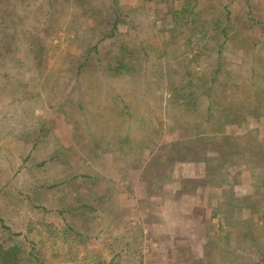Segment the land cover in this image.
<instances>
[{"label":"rangeland","instance_id":"374dc122","mask_svg":"<svg viewBox=\"0 0 264 264\" xmlns=\"http://www.w3.org/2000/svg\"><path fill=\"white\" fill-rule=\"evenodd\" d=\"M85 1L16 2L15 12L21 20L20 23L18 21V29L25 33L16 37L10 55L12 59H0V167L6 179L10 178L9 186L21 196L6 202L0 194L1 215L10 231L15 233L7 236V262L21 264L22 252L18 241L20 235H27L35 241L36 253L43 254L48 264H78L76 261L81 257L87 254L93 257L95 253H100L108 261L118 250L121 251L120 264H197L204 258V253L215 250L214 239L200 235L206 237L202 244L190 237L189 241L177 240L180 237L173 234L165 237L161 232L164 228L157 224L164 225L161 218L169 220L170 209L177 215L172 222L176 229L184 225L183 214L195 218L193 224L185 222L188 233L192 227V232L196 231L197 220L206 222L205 226L214 231L225 225V216L216 217L213 204L215 199H223L219 193L227 186L214 175L219 174L214 169L219 168L223 176L238 174L239 184L234 183L232 189L239 193H248L250 185L255 184V188L264 189V0L255 2L253 15L257 18L254 21L256 25L249 31L251 35H257L256 41L263 42V45L257 42L252 47L242 48L236 38L234 45L224 44L220 53L230 63L224 64L223 68L228 65V69L233 71L231 77L240 83L234 95H220L216 100L222 118L231 110L240 120L238 125H225L223 131L232 135L226 138V143L232 147L246 139L255 146V150L246 155V160L237 158L236 161V155H227V147L204 149L205 155L201 154V158L185 154L180 158L151 160L153 153L163 151L165 154L164 151L174 146V151L180 152L182 146L192 144L194 140L180 141L176 145V138L170 134L174 120L170 114H190L189 107L187 110L178 108V103H182L181 97L172 95L166 85L168 65L171 66L174 58L164 64L162 77L166 80H159L151 74L150 80L156 81L150 86L148 78H139V73L132 72L133 69L116 75L91 65L83 73L84 78L81 75L75 85L71 63L77 62L70 60H79L87 51L88 43L93 45L99 37L97 16L88 13ZM88 1L96 8L104 9L107 3L105 0ZM117 1L125 8L137 3V0ZM142 3V8L130 11L129 16L122 18L118 39L132 37L143 43L162 44L169 34L159 31L161 22L154 19L153 6H160L163 1L143 0ZM231 3L232 9L241 5L238 0ZM174 6H179L178 1ZM28 31H36L44 42L41 64L33 60L34 54L29 49L32 44H27ZM115 45L108 49L115 52ZM100 47L104 52L108 50L103 44ZM214 53L211 60L216 59ZM102 60L105 61L103 54ZM252 66L256 68V75L251 71ZM223 68L219 81H223ZM195 69L200 71L198 67ZM80 102L82 108L76 105ZM243 105L250 112H241ZM242 113L245 115L243 118ZM221 123L208 124L207 127L216 130ZM28 133H35L37 140H41L38 146L31 147L32 139L27 140L26 137ZM28 154L29 157L24 158ZM33 159L48 161L42 168H25V165H33ZM205 160L210 162L209 167L214 168L210 174H207L209 167ZM71 174H75L80 191L87 194L83 201L95 206L93 211L85 210V217L89 220L88 232L93 236L83 233L82 242L63 238L67 219L73 221L74 218H68L66 212L67 216H60L52 208L58 205L55 203L56 195L64 193V200L68 197L66 186L51 189L48 202L42 201L43 208L40 209L27 205L24 195L28 183H58ZM188 174L201 175V178L188 177L183 182L185 188L180 185V179ZM258 180L263 183L259 185ZM168 188L175 192L167 194ZM191 198L196 202H190ZM189 203L193 206L205 204L207 209L202 211ZM159 205H164V212ZM72 207L73 213L81 210L74 205ZM120 208L121 211L115 212ZM209 209L214 213L211 219ZM190 211L196 212L188 213ZM228 213L238 218L247 215L246 210L235 208ZM120 214L119 221L117 216ZM79 216L82 217L83 213L76 214L75 218ZM75 223L79 224V221L75 220ZM179 231L185 234V227ZM139 235L140 244L137 242ZM193 240L195 242L191 245ZM211 253L217 255L215 251Z\"/></svg>","mask_w":264,"mask_h":264},{"label":"trees","instance_id":"16d2710c","mask_svg":"<svg viewBox=\"0 0 264 264\" xmlns=\"http://www.w3.org/2000/svg\"><path fill=\"white\" fill-rule=\"evenodd\" d=\"M18 1L19 0H0V59H12L10 55L12 53V46L14 47V43L17 41L16 37H19L21 33H25L23 29H18V21L19 23L21 21L15 12L17 7L16 2ZM48 1L51 2V0ZM105 1H107V3H105V9L102 7L96 8L94 3H90L88 0L84 2L85 5L86 2L88 4V8L86 9L88 13L97 16L96 20L98 23L97 27L99 28V37L93 45L88 43L87 51L80 56L79 60H70V62H77V64L71 63L73 66L72 72L75 75V85L77 86L79 78H81V75H84L83 73H86L87 67L91 65L94 68L100 67L116 75H119L121 72L126 73L130 69H133L132 72L139 73V78L147 77L150 86L152 82L156 81L150 80L153 76L159 80H166L162 77L164 72L163 68H165L164 64H166L167 60L169 61V59L174 58L171 66L168 65V82L166 85H168L172 95L181 97L182 103H178V108L181 109L180 107H183L187 110V107H189L190 114H188L189 116L182 112L178 115L170 114L174 119L170 134L176 138V145L179 144L180 141H187L189 139H194V144L182 146L183 148H181L180 152L179 150L174 151L176 149V146H174L172 149L164 151L165 154H162L163 151H159L155 154L153 153L150 157L151 160L176 156L180 158L185 154H193V156L201 158V154L205 155L204 149L211 147L216 149L217 147H227L228 149H225L227 155L230 153L233 156L236 155L234 161H236L237 158L246 160V155L249 151L255 150V146L248 143L246 139H243L232 147L229 143H226V138L232 135L227 131H223L225 125L227 126L232 123L238 125L240 120L237 116L232 114L231 110L228 111L225 118H222L223 116H220L222 114L218 112L219 108L216 105V100L220 98V95H234L235 90L240 87V83H236L231 77L233 76V71L228 69V65L226 68H223L224 64H230L224 56L220 55L224 44L227 45L229 42V44L232 43V45H234L236 38L238 39V45L242 48L246 46L252 47L257 42H260L256 41V38H258L257 35H251L249 33L256 25L254 21L257 18L253 15L256 0H238L241 5L234 9L230 7V4H232L231 1L233 2L235 0H159V2L163 1V3H161L162 5L160 4L161 8L159 5L153 6L154 19L160 20L161 27L159 31H167L169 37L164 38L162 44L158 45H155L151 41L143 43L132 37L128 39L126 37L118 39L117 33L119 31V24L123 22L122 18L129 16L130 11H136L142 8L143 0H137L136 5L129 8L118 5L117 0ZM144 1L147 2V0ZM175 1H178V7L174 6ZM260 24L262 25V21ZM92 30H94V27ZM35 32L30 33L28 31L29 37L27 38L29 41L26 37L25 41H28L27 44H30V42L32 44L29 49L31 48V52L34 54V62L41 64L42 53L45 51V47L43 46L44 42L39 39ZM106 41L107 43H104ZM260 43L263 45V42ZM101 44H103V46L105 45L107 49L114 44H117V46L115 45V52L109 49L104 52L100 47ZM101 50H103V52ZM213 52H215L216 59L211 60L210 56H212ZM102 54L105 56V61L102 60ZM74 64H76V68ZM196 67H198L200 71H196ZM222 68L224 71L222 74L223 81H219ZM251 71H253V75H256L255 66L251 67ZM249 78L252 79L251 76H249ZM242 82L246 84L244 80H242ZM76 105L78 108L83 107L81 102ZM245 110L250 112L248 107L245 108L243 105L241 112ZM244 116L245 115L242 113L241 117L243 118ZM217 122L222 123L218 125L216 130L207 127L208 124L214 125ZM188 123L191 124L189 125ZM191 125H193V127L189 128ZM202 127L206 129H202ZM41 128H43V126ZM249 136L253 139L252 135ZM18 137L20 139V133ZM26 137L27 140L32 139L31 147H36L41 142V140H37L35 133L31 135L28 133ZM142 143L144 145V142ZM257 151L258 149L256 152ZM262 154L259 156H262ZM55 156L57 157L58 155ZM28 157L29 154L24 158ZM47 161L48 160L44 159L41 161L33 159V165L30 166L29 164L25 165L26 162L23 160L22 164L25 165V168L33 170L34 167L42 168ZM205 162L207 164L206 166L209 167L210 162L208 163L207 160H205ZM216 166L219 167L218 163H216ZM212 169L214 168L209 167L207 174H210ZM214 170H218L219 172V174H214L215 176L217 175L218 180H222L225 186H227L222 188L219 193L223 195V199H215L213 204L214 213H219L223 217L225 216L227 220L229 219L228 222L231 225H233L232 222L234 221V227L232 228L235 232L236 227L237 234H235L234 237L230 236L233 233L231 227H227L224 230H222V227L218 228L217 233L216 229L214 231L211 227H206L207 229L205 230H208V237L214 239L213 245L215 246V250L211 252L215 251L217 255L214 256L211 252L204 253V258L202 257L203 259L199 260L197 264H264V240L261 233L262 231L256 235L255 230L251 229L249 226L250 220L248 218L235 221L236 219L231 218L232 213H228L235 206L241 209H248L249 206L257 208L258 204L264 203V200L261 197L257 199L248 195H232L234 193L232 189L234 186L233 184H239L237 182L238 178L236 177L238 174L231 176L228 173L227 175L225 174L226 176H223L219 168ZM3 175H5L4 171L0 167V194H3L2 198L4 201L10 202V198H20L21 196L17 193L18 191H15L9 186L10 178L6 179V175ZM185 180V178H181L180 182L182 184L180 183V185L186 188L185 183H183ZM261 183L263 182L258 180V184L261 185ZM62 185L66 186L68 189L67 194L69 198L67 197L64 200V193L56 195L55 203L58 205L52 208L60 213V216H67L65 214L66 212L68 218L72 217L79 221V224H76L74 219L73 221L67 219L69 221L65 224L62 236L67 241L77 240L82 242L81 238L83 233L88 235V237L93 236L88 232L89 220L85 217V210L89 209L93 211L95 210V206L83 201L87 194L80 191V184L75 174L66 175L62 178V181L58 183L54 182L46 185L41 183V181L28 183L26 186L27 193L25 192L24 194L26 196V204L39 209L43 208L42 201L48 202L49 200L48 192H51V189L62 188ZM254 186H256V184ZM259 189L260 188H256L257 192ZM114 204L117 206V202ZM72 205L81 210L73 213L72 208L74 207H72ZM121 208L115 209V212L121 211ZM211 210L209 212L210 219L213 216L212 214H214L211 213ZM80 212L83 213V216H79V218L76 219L75 215ZM117 217L120 221L121 214ZM117 225H119L118 221ZM13 234L15 233H12L10 228L5 224L0 210V264H8L7 236ZM20 236L18 243L22 252L21 264H48L43 254L36 253L35 241L29 239L27 235ZM137 242L139 244L141 243L140 235L139 241ZM209 245L211 246L212 244L210 243ZM182 249H186V247H182ZM120 253V250L115 251L112 258L108 261H106L100 253H95L93 257L87 254L77 260L76 263L120 264Z\"/></svg>","mask_w":264,"mask_h":264},{"label":"crops","instance_id":"0c3cea01","mask_svg":"<svg viewBox=\"0 0 264 264\" xmlns=\"http://www.w3.org/2000/svg\"><path fill=\"white\" fill-rule=\"evenodd\" d=\"M182 176V175H181ZM189 177V179L190 178H196V179H200L201 178V175H193V174H188L187 176H184L183 178H185V179H187ZM248 179L250 178V177H247ZM250 184H253L252 182H250ZM249 190L250 191H248V193H246V194H243V193H239L238 192V190H235V188L233 189V194L232 195H234V196H244V195H248V196H253V198L255 197V198H257V199H259V197H261L263 200H264V197H262V196H264V189H259V191L257 192V190H256V188H255V186L254 185H250V187H249ZM167 191V194H169V193H173V192H175V191H173V189H167L166 190ZM170 195V194H169ZM125 196V195H124ZM162 199V198H161ZM159 200V199H158ZM189 201L190 202H196V199H194V198H191V199H189ZM174 203H175V201H174ZM189 204H191V203H189ZM199 205L200 206H198V205H195L196 206V208H198L199 210L200 209H202V211H206L205 209H207V207H206V205L205 204H200L199 203ZM191 206L192 207H194L195 208V206H193V204H191ZM162 211H163V207H164V205H159L158 206ZM206 207V208H205ZM236 210L237 209H241V208H239V207H234ZM234 208L232 209V211L234 210ZM241 210H246V212H247V215L246 216H243V217H235L234 216V214L232 213V215H231V218L232 219H236L235 221H239V220H242L243 218H248L249 220H250V227H251V229H253V230H255V234L257 235L259 232H261L262 233V236H263V240H264V203H260V205L258 204V207L257 208H254V207H251V206H249V208L248 209H244V208H242ZM164 212V211H163ZM168 217H169V220H165V218H161L162 219V221H164V225H162V224H160V223H158L157 224V226L159 227V226H162L164 229H162V231L161 232H163L164 234V236L166 237V236H171L172 234L173 235H175V237L177 236V237H180V238H178L177 240H179V239H185V240H188L189 238L188 237H190V238H195L196 240H197V243H204L205 242V238L206 237H200V235H206L207 236V234H208V230H205V229H207L206 227L207 226H205L207 223L206 222H202L201 223V221H199V220H197L198 221V224H196L194 227H195V229H196V231L194 230V232H192V228H191V232H189L188 233V231L189 230H187L186 229V225H185V222L187 221V224H189L190 225V223L191 224H193L194 222H193V219H195V218H191L190 216H187V214H183V218H184V225H182L179 229H182V228H184L185 227V234L187 233V235L186 236H184L185 234L184 233H182L183 231H179V229H176L177 227H176V225H175V227L173 226V223L172 222H175V221H173L174 219H176L177 218V215H175V211H171L170 209H168ZM194 212H196V211H194ZM193 211H190V212H188V213H194ZM185 213H187V212H185ZM200 213H202V212H200ZM166 216V215H165ZM220 217V214H216V217ZM167 217V216H166ZM176 217V218H175ZM228 217V216H227ZM197 218V217H196ZM229 218V217H228ZM170 219H172V221L170 220ZM197 219H199V217L197 218ZM229 220V219H228ZM228 220L226 219L225 221V225H222V230H224V229H226L227 227H231V230L233 231V228L232 227H234V221L232 222V224L233 225H231V224H229V222H228ZM228 222V223H227ZM178 224H182L181 222H179ZM229 224V225H228ZM200 225L201 226H203V228L202 227H200ZM231 225V226H230ZM216 226H218V225H216ZM174 227V228H173ZM160 228V227H159ZM159 228H158V234H160V230H159ZM201 228H202V230L203 231H201ZM179 231V232H178ZM231 231V232H232ZM218 232V230L216 231V233ZM203 233V234H202ZM215 233V234H216ZM235 234H237V232H236V227H235V232L233 231V233L230 235L231 237H234V235ZM216 235H218V234H216ZM163 236V237H164ZM219 236V235H218ZM189 241V240H188ZM217 241V240H216ZM193 242H195L194 240L193 241H191V245H193L192 243ZM187 247V246H186Z\"/></svg>","mask_w":264,"mask_h":264}]
</instances>
